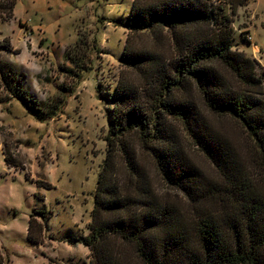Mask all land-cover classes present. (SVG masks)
Instances as JSON below:
<instances>
[{
  "label": "trees",
  "instance_id": "obj_1",
  "mask_svg": "<svg viewBox=\"0 0 264 264\" xmlns=\"http://www.w3.org/2000/svg\"><path fill=\"white\" fill-rule=\"evenodd\" d=\"M248 1L134 0L131 31L159 40L167 31L171 48L155 53L126 45L123 52L124 65L147 88L149 106L136 85L118 84L90 231L82 239L90 264H264V70L234 47L232 17ZM16 4L0 0V26L14 18ZM0 73L9 91L26 92L20 75L9 78L1 63ZM25 94L18 97L43 112ZM224 119L240 130L226 132ZM183 137L216 169V190ZM142 155L185 197L192 216L156 189ZM5 162L14 166L7 155ZM37 215L47 221L44 210L34 209L28 238L41 244L46 227Z\"/></svg>",
  "mask_w": 264,
  "mask_h": 264
},
{
  "label": "rangeland",
  "instance_id": "obj_2",
  "mask_svg": "<svg viewBox=\"0 0 264 264\" xmlns=\"http://www.w3.org/2000/svg\"><path fill=\"white\" fill-rule=\"evenodd\" d=\"M133 2L17 0L14 18L1 23L0 63L9 78L21 76L22 90L43 112L28 107L18 97L26 96L22 91H9L0 73V264H90L82 239L90 231L118 84L136 85L141 103L148 105L147 88L138 81L140 74L124 65L123 52L126 45L155 53L171 48L167 31L163 40L150 31H131ZM232 17L234 47L257 59L261 73L264 0H249ZM219 122L226 132H238L235 121ZM183 145L208 176L207 186L216 190V169L184 137ZM3 154L14 166H7ZM141 161L156 189L168 191V198L192 216L185 197L166 184L149 156ZM250 174L257 176L256 168ZM34 209L48 217L37 215L46 227L41 244L28 239ZM188 227L192 231V224Z\"/></svg>",
  "mask_w": 264,
  "mask_h": 264
},
{
  "label": "crops",
  "instance_id": "obj_3",
  "mask_svg": "<svg viewBox=\"0 0 264 264\" xmlns=\"http://www.w3.org/2000/svg\"><path fill=\"white\" fill-rule=\"evenodd\" d=\"M4 155V154H3ZM4 159H5V155H4ZM8 166V165H7ZM31 215V214H30ZM29 219H30V217H29ZM29 239V238H28Z\"/></svg>",
  "mask_w": 264,
  "mask_h": 264
}]
</instances>
